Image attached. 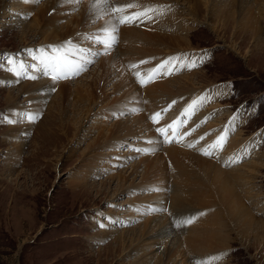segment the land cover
I'll return each mask as SVG.
<instances>
[{"label":"rangeland","instance_id":"obj_1","mask_svg":"<svg viewBox=\"0 0 264 264\" xmlns=\"http://www.w3.org/2000/svg\"><path fill=\"white\" fill-rule=\"evenodd\" d=\"M123 1L137 5L128 13L141 11L146 2L164 11L144 23L118 25L115 20L119 42L114 49L90 57L94 63L79 75L54 81L51 69L33 57L59 55L55 49L62 45V52L78 60L83 54L77 48L102 51L83 34L102 33L118 14L104 15L93 8L94 0H0V264H264L258 230L238 227L227 234L205 229L213 222L204 219L216 211L208 200L197 196L185 202L191 211L183 219H196L179 227L183 219L170 208L173 192L182 188L171 178L176 152L170 149L178 148L218 160L225 173L242 175L238 181L245 186L238 185V192L252 219L264 222V0L244 6L242 15L230 9L233 0ZM122 2L112 0V6ZM163 18L170 29L156 26ZM126 27L166 37L130 46L124 40ZM200 54L206 58L196 67L184 66L191 62L188 57L193 62ZM8 56L25 63L26 75L14 74ZM168 58H178L176 71L141 87L133 72L146 76ZM142 60L150 62L139 64ZM131 64L139 67L130 70ZM175 78L170 91L155 89ZM215 90L223 95H215L181 128V135L191 131L182 143H147L162 140L156 128L176 120L192 99ZM172 101L177 103L154 125L149 117ZM28 113L40 115L30 122ZM226 127L223 150L202 155L200 149ZM197 141L195 148L187 147ZM150 207L164 211L150 212ZM199 222L205 224L200 231L210 253L190 254L180 246L169 255L181 229L187 236V226ZM167 224L173 231L164 235ZM215 233L223 237L211 238ZM221 253L227 255L213 260Z\"/></svg>","mask_w":264,"mask_h":264},{"label":"bare ground","instance_id":"obj_2","mask_svg":"<svg viewBox=\"0 0 264 264\" xmlns=\"http://www.w3.org/2000/svg\"><path fill=\"white\" fill-rule=\"evenodd\" d=\"M121 2H122V0H121ZM126 2L127 1H123L122 3L126 4ZM261 2L262 1H260V0H252V1H250V3L246 2L245 0H233V1H231L232 4H230L231 5L230 9H231V7L234 8V11L237 9H240V11L238 13H240L242 15V13L245 12V10L242 11V9H244V6L250 5L252 7L253 4L255 6L256 3H261ZM94 3H95V0H94V2H92V4H94ZM149 3L147 4V2H146L144 4L145 5L144 7H149V6L150 7H153V6L157 7L156 5H150ZM119 4H121V3H119ZM226 6L229 7V4ZM94 10H95V14H96V12H100L97 9H94ZM91 12H93V11L91 10ZM261 12H262V10H261ZM234 16H236V15H233V17ZM259 18L257 21H259ZM113 21L115 24H117L114 19H113ZM155 22L157 24L156 26H159L158 28H160L162 30H163V28L164 29H170V27L168 26L169 23L167 24V21L164 20V18L160 19L158 21H155ZM168 22H169V20H168ZM123 30L125 32V33H123L124 40L130 41L131 42L130 46H132V44L134 45L135 42H138L141 39H144L147 42H152V41H154L155 38L158 41H160L161 39L166 37V35H164V34L156 33V32H146L145 30H141V29H138L136 27H133V28L132 27L131 28L126 27ZM161 36H164V37L160 39ZM172 40H174V39H172ZM128 49H129V47H128ZM130 51H131V49H130ZM201 56L203 57V59L206 58L205 55L200 54L198 56V58H194V61L195 62L200 61ZM69 57L72 60H78L76 57L71 56L70 54H69ZM144 57H146V56H144ZM180 60L183 61L182 59H180ZM188 61L192 62V59L188 57ZM181 64H183V63H180V65ZM191 75H194V73ZM191 75L190 76L187 75V76L183 77V79H184L183 84L184 85L188 84L186 81L189 80ZM127 76L129 77V80L131 81V83L134 82L133 79L131 78V76L129 75V73H127ZM176 80H178V78H175L174 80H171V81H166V82H162L160 84H157V86H156L157 88H155V89L156 90L160 89L163 92L170 91V89H169L170 85L173 82H175ZM133 84H134L133 89L136 88L137 91L141 92L140 88L135 83H133ZM180 84H182V83H180ZM152 90H154V89H152ZM60 91H62V90H60ZM187 91H190V88L181 89L180 93H184ZM87 92H89V91H87ZM216 92H217V90L214 91V93H216ZM142 119H145V117ZM170 150L172 152H173V150L176 152L174 154V156H172L173 158L171 159L172 160L171 162H174V164L176 166V168H175L176 174H174V176L171 178H173V180H174L173 183L175 186L182 187L180 189L176 188L178 191L173 192V198L174 199H172L171 204H170L171 213H173V216H177L178 218L183 219L182 214L187 213L188 211H191L190 209H188L189 207L187 208V205H185L184 203L189 201L193 197L196 198L197 196H200V197H202L201 200H203V201L208 200L210 203H212V205H210L208 207H211V208L215 207L216 208V211L214 213H212L210 216L208 215L207 218L204 219V221H209V223L213 222V224H211V225L207 224L205 226L206 230H212V231L215 230L216 232L220 231V230H222V231L224 230L226 233H227V231H229L231 233L232 232L236 233V231L238 232V230H239L237 228L242 227L244 230L251 231V232H253L254 230H258L260 233L259 235H261V239L264 240V230H263L264 229L263 228L264 222L261 220L259 221L257 219H254V220L252 219L250 209L246 206L245 200L243 199L244 197L242 198L240 196L241 194L238 192V185H239V187L245 186V184H243V182L240 183L238 181V179L241 178L242 175L236 176L235 173H225V171H223L221 169L220 165L218 164L219 163L218 160L209 161V160L202 158L200 156H197L191 152H188L185 150H180L178 148H174V149L172 148ZM170 150H168V152H170ZM229 176H230V178H229ZM242 179H241V181H243ZM173 188L175 190V187H173ZM191 194H194V195H191ZM201 208H203V207H201ZM204 208H206V207H204ZM204 225H205L204 222L202 224L199 222L192 227H190L188 225L187 226V236H185L184 235L185 233L182 232L184 229H181V231L177 229L178 231H180V234H182V236H179L178 243L174 246L173 250H171L168 254L171 255L176 250H178L180 248V246L181 247L184 246L186 249H189L188 252L190 254L197 252V251H200L199 253H201V251H203V249L206 250V251H203V254H204V252H206L207 254H208V252L210 253V251H211L210 248H208L205 243L203 244V242L206 241V238L204 235H202V233L200 231V229L202 227H204ZM259 225H261V226H259ZM214 226H216V227H214ZM208 227H211V228L208 229ZM218 228H220V229H218ZM172 231L173 230L170 229L168 227V224H167L166 227L163 229L162 234L165 235V234L171 233ZM229 232L227 234H229ZM219 234L217 235V233H215V234H213V237H211V236L210 237L215 239V240H218L219 238L223 237V234H220V235ZM226 237H227V235H226ZM224 239H225V236H224ZM158 264H159V262H158Z\"/></svg>","mask_w":264,"mask_h":264},{"label":"snow or ice","instance_id":"obj_3","mask_svg":"<svg viewBox=\"0 0 264 264\" xmlns=\"http://www.w3.org/2000/svg\"><path fill=\"white\" fill-rule=\"evenodd\" d=\"M27 2V0H26ZM67 4H79L82 2V0H64ZM63 6V5H61ZM134 7H137V5L133 3H128L124 5L117 4L116 6H112V0H95V3L93 4V8H99L101 11H103L104 15H111V14H118L113 15L112 18L116 21H118V25H129V24H137V23H144L145 21H153L154 16L152 13H155L157 11L163 12L164 8H153V7H144L141 11H134L131 13H128V9H132ZM170 7V6H168ZM110 8V13L106 10ZM128 13V14H125ZM102 17H97V19ZM92 23H95V21H92ZM117 24H113L110 28H105L102 33H85L83 34V38L90 41V43L102 45V51L101 50H93L91 48H77L76 52L81 53V58L79 60H72L68 55L67 51L62 52L61 48L64 46L62 45L61 48H56L55 51L57 53H60L59 55L54 56H48L45 55L43 52H41V55L39 57H33L34 59H39L42 64H44L46 67L51 69V78L55 81L63 78H69L75 77L76 75H79L80 73L87 70V66L94 63V59L90 57L99 56L101 54H108L114 47L118 44V31L119 27ZM65 44L68 46V50L72 49V42L68 41L65 42ZM205 55H207L205 53ZM178 58H168L167 60L162 61L160 64H158L155 68L151 69L149 73L145 76L143 73L139 71H134L133 75L136 77L137 82L140 84L141 87H144L152 82H154L161 74L171 75L173 72L176 71L177 65L173 62ZM200 60H203V57L200 58ZM7 62L9 65H15L16 67L13 68V72L17 77H20L22 75H26L24 69H25V63L24 62H17L16 59L12 56L7 57ZM148 60H142L139 62V64H145L149 63ZM139 64H131L129 66L131 69H137L139 67ZM185 67H196V62H190L189 64L184 65ZM33 78V77H28ZM215 95H223L222 91H217L216 93H204L201 96L192 99L186 107L182 110L179 117H177L176 120L172 121L170 124L164 126V127H157L156 132L162 137V140L159 141H153L148 140L147 143L154 144V143H182L185 139V136H190L191 131L184 133L183 135L180 134L181 128H183L189 120L194 116L204 105L209 103ZM176 101H172L171 104L168 105L167 108L162 109L161 111H157L153 113L149 119L154 125H158L160 121L164 118V114H166L174 104H176ZM132 112H138L140 109L133 108L131 109ZM39 113H28L26 115V119H28L30 122H34L37 116H39ZM123 115V113H121ZM209 117L208 119H210ZM207 122V119L205 121H201V124H204ZM201 126L200 124L197 125V127ZM192 131H195V129H192ZM201 139H204V137H201ZM228 141V127L225 128V131L217 137V139L210 145H207L206 147L200 149L201 154L205 156H212L214 152L217 150H223L224 145ZM196 143H188V148H195ZM138 151L144 152L145 154H150L148 149L140 148L137 149ZM159 189H153V191H158ZM148 211L155 212V211H164V209H155V208H149ZM205 213H201V215H204ZM196 217H189L186 219H183L181 221L177 222V226H181L182 224H191L195 221ZM227 253H221L217 257H214L213 260H220L224 256H226ZM197 264H211V261L207 262H200L197 261Z\"/></svg>","mask_w":264,"mask_h":264}]
</instances>
